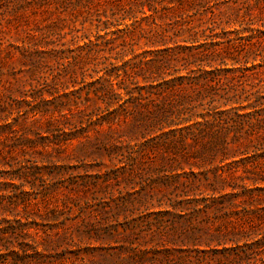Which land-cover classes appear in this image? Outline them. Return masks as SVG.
<instances>
[{
	"label": "trees",
	"instance_id": "1",
	"mask_svg": "<svg viewBox=\"0 0 264 264\" xmlns=\"http://www.w3.org/2000/svg\"><path fill=\"white\" fill-rule=\"evenodd\" d=\"M222 6L231 12L232 17L226 21H219L224 16ZM181 8L187 13H181ZM0 9L22 17L55 15L57 23L62 24L59 30L69 29V33L58 34L56 45H69L68 48L50 49L55 43L40 47L36 41L21 51L24 63L38 66L44 59L35 56L49 54V59L64 68L56 73V80L66 72L74 78L78 72L83 76L80 87L63 95L68 98L66 103L58 102L57 91L48 92L51 100L43 92L33 95L26 117L65 116L63 108L74 103L73 117L78 115L82 123L85 112L79 105H92L96 114L92 112L89 121L96 117L102 126L119 120L130 132H141L145 140L155 134V143L139 147V152L148 156L161 150L170 161L180 158L190 170L196 168L200 172L184 176L182 183L173 175L151 186L162 184L161 188L170 189L175 185L169 191L179 199L174 207L191 211L189 219L193 221L203 214L209 220L210 213H218L215 220L221 228L216 234L202 229L203 235H193L189 240L205 238L208 246L210 241H216L218 246L232 241L220 235V229L233 223V211L225 210L236 197L224 193L226 171L232 165L264 158L258 150L264 141V0H0ZM179 10L180 14L175 15ZM167 21L172 35L162 28L161 23ZM208 23L210 26L204 28ZM232 24L239 28L224 27ZM86 28L96 30L93 38L86 34ZM67 36L72 38L64 43ZM30 37L35 41L34 36ZM88 64L94 66L92 71L97 75L92 76L90 83L85 81L84 65ZM99 65L105 67L97 70ZM83 91L84 95L79 94ZM77 94L74 100L69 98ZM10 127L13 123L0 126V131ZM34 145L33 141H0V164L11 169L7 184L13 186L12 191L0 190V218L11 206L39 208L48 199L38 193L33 196L37 186L47 189L44 175L37 172L41 171L38 161L30 160L32 167L27 165L25 156ZM101 150L112 159L119 149L105 146ZM35 152L48 155L43 150ZM18 153L25 160H20ZM134 153L127 159L130 172L136 171L138 155ZM181 164L171 168L172 172L184 170ZM202 188L212 192V196L196 198L203 195ZM16 221L17 227H4L0 235L13 237L19 251L7 249V254H0V264H34L32 255L41 253L38 245L26 242L32 238V227ZM4 222L2 219L0 225ZM4 245L9 247L6 242ZM30 249L34 254H28Z\"/></svg>",
	"mask_w": 264,
	"mask_h": 264
},
{
	"label": "rangeland",
	"instance_id": "2",
	"mask_svg": "<svg viewBox=\"0 0 264 264\" xmlns=\"http://www.w3.org/2000/svg\"><path fill=\"white\" fill-rule=\"evenodd\" d=\"M183 9L181 13H187ZM220 9L224 16L219 21L232 17L225 6ZM57 21L55 15L27 14L22 17L0 9V107L4 108L0 110V126L13 123V127L0 131V141L35 143L28 149L25 158L29 167H32L30 160L38 161L41 171L37 172L39 176L44 175L47 189L37 186L38 191L33 196L38 193V196L48 197L39 208H6L0 218V221L5 219L0 229L17 227L16 220L30 224L32 238L26 242L38 245V252L41 253L32 255L34 252L28 250L34 264H264V158L246 165H232L230 171H226L227 189L224 193L236 197L233 205L225 210L233 211L230 212L234 213L233 223L220 229V235L232 241L222 246L210 241L208 246L205 238L202 241L189 238L203 235L202 229L216 234V230L221 228V223L215 220L218 213H210L209 220L203 214L193 221L189 219L191 211L174 207L179 199L169 191L175 185L170 189L161 188L162 184L156 188L151 186L173 175L182 183L186 180L184 176H191L193 171L200 172L196 168L190 170L180 158L170 161L161 150L148 156L139 152V147L155 143L152 140L155 134L145 140L141 132H130L128 126L119 120L102 126L98 125L96 117L89 121V115L96 112L92 105H79L85 112L82 123L78 115L73 117V113L76 114L74 103L63 108L65 116L26 117L33 95L43 92L45 98L51 100L48 92L57 91L55 97L58 102L66 103L68 98L63 95L71 93L83 82L79 72L76 78L66 72L65 76L56 80V73L64 71V68L49 59V54L41 55L42 58L35 56L45 60H41L43 62L38 66L25 64L21 56V51L25 52L36 41H39L40 47H44L41 44L55 43L49 48L66 50L69 45L56 44L58 34L69 33V29L61 32L62 24ZM169 23L161 24L172 35ZM144 25L146 27L147 24ZM207 26L210 24L204 25V28ZM224 27L232 30L238 29L239 25ZM85 32L92 38L96 34L94 28H86ZM71 38L67 36L63 42L69 43ZM84 67L85 81L90 83L92 76L97 78L92 71L94 66L88 64ZM104 67L99 65L97 70ZM85 91L79 94L84 95ZM79 94L69 98L74 100ZM99 105L104 110V105ZM105 146L118 147L112 159L103 150L100 151ZM35 150H43L48 155L41 156ZM258 150L260 155H264V141ZM132 152H135L134 156L138 155L135 172H130L127 166ZM17 157L24 159L19 153ZM178 163H182L184 170L172 172L171 168ZM9 177L11 169L0 164V190H13ZM202 193L196 198H209L212 194L205 188H202ZM13 239L0 235V254H7V249L19 251ZM5 242L9 247L4 245ZM7 257L12 261L11 254Z\"/></svg>",
	"mask_w": 264,
	"mask_h": 264
}]
</instances>
